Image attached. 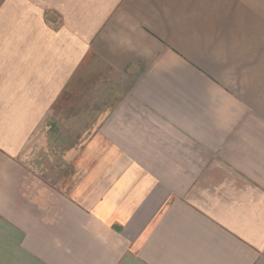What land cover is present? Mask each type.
I'll list each match as a JSON object with an SVG mask.
<instances>
[{
	"label": "crops",
	"instance_id": "0c3cea01",
	"mask_svg": "<svg viewBox=\"0 0 264 264\" xmlns=\"http://www.w3.org/2000/svg\"><path fill=\"white\" fill-rule=\"evenodd\" d=\"M96 73L128 90L29 167ZM0 264H264V0H0Z\"/></svg>",
	"mask_w": 264,
	"mask_h": 264
},
{
	"label": "rangeland",
	"instance_id": "374dc122",
	"mask_svg": "<svg viewBox=\"0 0 264 264\" xmlns=\"http://www.w3.org/2000/svg\"><path fill=\"white\" fill-rule=\"evenodd\" d=\"M88 76L63 96L28 144L23 160L29 167L48 172L51 168L64 170L74 158L73 152L96 134L130 84L113 73Z\"/></svg>",
	"mask_w": 264,
	"mask_h": 264
}]
</instances>
